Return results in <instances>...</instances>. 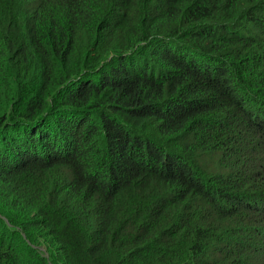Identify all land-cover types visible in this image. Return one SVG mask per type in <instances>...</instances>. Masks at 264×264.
<instances>
[{
    "label": "trees",
    "instance_id": "obj_1",
    "mask_svg": "<svg viewBox=\"0 0 264 264\" xmlns=\"http://www.w3.org/2000/svg\"><path fill=\"white\" fill-rule=\"evenodd\" d=\"M0 264H264V0H0Z\"/></svg>",
    "mask_w": 264,
    "mask_h": 264
},
{
    "label": "rangeland",
    "instance_id": "obj_2",
    "mask_svg": "<svg viewBox=\"0 0 264 264\" xmlns=\"http://www.w3.org/2000/svg\"><path fill=\"white\" fill-rule=\"evenodd\" d=\"M214 172L215 173H226L227 172V170L226 169H224V168H218V167H216L215 169H214Z\"/></svg>",
    "mask_w": 264,
    "mask_h": 264
}]
</instances>
